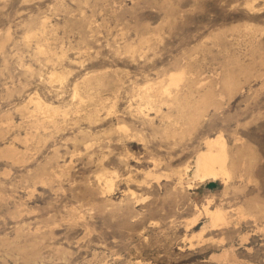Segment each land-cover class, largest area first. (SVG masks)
<instances>
[{
    "label": "rangeland",
    "instance_id": "rangeland-1",
    "mask_svg": "<svg viewBox=\"0 0 264 264\" xmlns=\"http://www.w3.org/2000/svg\"><path fill=\"white\" fill-rule=\"evenodd\" d=\"M218 134L233 178L179 183ZM262 204L264 0H0V264H264Z\"/></svg>",
    "mask_w": 264,
    "mask_h": 264
},
{
    "label": "bare ground",
    "instance_id": "bare-ground-1",
    "mask_svg": "<svg viewBox=\"0 0 264 264\" xmlns=\"http://www.w3.org/2000/svg\"><path fill=\"white\" fill-rule=\"evenodd\" d=\"M45 51V50H44ZM187 69V68H185ZM186 71L183 69L178 70V71H173L171 72L166 81L162 79V81H159L157 83H151L148 86H146V98L149 102L150 105H157L159 103H161L162 105L164 103H168L167 105H169L170 101H172V104H175V100L176 103L179 102V100L177 101V99H179V96L184 94L183 96H185V93H181L175 91L172 89V87H177L180 85L181 81L186 79ZM90 77V75H89ZM88 77V79H89ZM87 78V77H86ZM86 80V79H85ZM92 81V80H91ZM89 81V82H91ZM184 82V81H183ZM86 83V82H84ZM86 86V85H85ZM145 86V85H144ZM143 86V87H144ZM181 86V85H180ZM188 86V85H187ZM187 86H185L187 88ZM184 87V88H185ZM145 88V87H144ZM181 88V87H180ZM179 88V89H180ZM190 88V87H189ZM76 89V88H75ZM140 89V88H139ZM182 89V88H181ZM87 90V89H86ZM142 90V89H141ZM151 90V91H150ZM183 90V89H182ZM180 90V91H182ZM186 90V89H185ZM89 91V90H88ZM188 92V89L186 90ZM91 92V91H90ZM144 92V91H143ZM89 93V92H88ZM179 93H181L180 95H178ZM78 95V94H77ZM143 96V95H140ZM160 96L159 99H157L156 97ZM145 97V96H144ZM186 97V96H185ZM35 96L30 97V101L31 103L34 102L35 104V110L38 111H42L44 112L47 108L50 107V105L47 106V104L42 103L40 100H36L34 99ZM142 99V98H141ZM183 99V98H182ZM35 100V101H34ZM144 99H142L143 101ZM146 100V99H145ZM182 101V100H180ZM147 102V101H146ZM174 102V103H173ZM143 103V102H142ZM148 104V105H149ZM161 105V106H162ZM165 105V104H164ZM163 105V106H164ZM166 105V107H167ZM142 106V105H140ZM145 106V105H144ZM52 107V106H51ZM151 107V106H150ZM149 107V108H150ZM160 107V106H159ZM175 107V106H174ZM152 108V107H151ZM169 108V106H168ZM173 108V106H172ZM54 111L56 108H53ZM141 109V108H140ZM139 109V110H140ZM163 109V107H162ZM171 109V107H170ZM49 110V109H48ZM57 110V109H56ZM145 110V109H144ZM150 110V109H149ZM156 110V109H154ZM158 111L160 109H157ZM156 110V111H157ZM37 111V112H38ZM47 111V110H46ZM51 111V110H50ZM49 111V112H50ZM142 111V110H140ZM152 111V110H151ZM155 111V112H156ZM163 111V110H162ZM52 112V111H51ZM161 112V111H160ZM57 113V112H56ZM140 113V112H139ZM55 114V112H54ZM145 115V114H144ZM148 116V115H147ZM146 116V117H147ZM38 117V116H37ZM36 119V118H35ZM40 119V118H39ZM38 119V120H39ZM37 120V119H36ZM43 120V119H42ZM153 120V119H152ZM151 120V122H152ZM148 121V120H147ZM44 121H42L43 123ZM41 123V122H40ZM31 124V123H30ZM33 124V123H32ZM44 124V123H43ZM34 125L35 121H34ZM43 126V125H42ZM32 127V126H31ZM37 127V126H36ZM35 127V128H36ZM123 127V126H122ZM205 144H206V148L202 151H200L197 156L194 159V164L191 167L190 165L186 166L184 169V172H178L179 175V183H181L182 185L184 183L188 184V188H192V183L194 182V180H198L201 183H205L208 182L209 180H213V181H217L220 180L222 181V183H225L226 185L228 184L229 180L233 178L234 174V169L236 167V164L233 160V154L231 155L230 153V148L228 147L227 141L225 139V137L223 136V134H218L214 137L211 138H207L205 140ZM236 155V154H235ZM238 158V157H237ZM239 159V158H238ZM237 160V159H236ZM240 162V160L238 161V163ZM241 164V163H240ZM182 171V170H181ZM193 171V177H189L188 172ZM236 171V170H235ZM237 172V171H236ZM192 174V173H191ZM45 181V180H44ZM184 188V187H183ZM255 203V202H254ZM212 201L208 200L207 204H205L203 207V211L205 213V215L208 217L209 220L208 224H206L205 228L207 227H212L213 229L215 227H218L220 225L226 224L228 223L229 219L228 218V212L225 209L221 208V207H215L212 208L211 206ZM257 204V203H256ZM255 205V204H254ZM253 207V206H252ZM256 209V207H255ZM262 209L264 212V205L262 204ZM241 210V208H240ZM198 213V212H197ZM200 213V211H199ZM198 213V214H199ZM247 214V213H246ZM200 215L195 216V218L192 220L193 226L198 224V220L200 218ZM204 215V216H205ZM245 215V214H244ZM206 217V218H207ZM231 225V224H230ZM203 228V229H205ZM219 228V227H218ZM202 229V230H203ZM194 234V233H193ZM202 233H200L201 236ZM194 245V244H193ZM215 256V255H214ZM217 259H223V260H230L231 264H243V263H239L236 260H231L233 258V255L229 252V250H224L222 254L216 256Z\"/></svg>",
    "mask_w": 264,
    "mask_h": 264
}]
</instances>
